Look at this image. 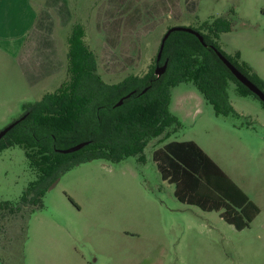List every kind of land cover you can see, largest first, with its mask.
Instances as JSON below:
<instances>
[{
	"label": "rangeland",
	"instance_id": "1",
	"mask_svg": "<svg viewBox=\"0 0 264 264\" xmlns=\"http://www.w3.org/2000/svg\"><path fill=\"white\" fill-rule=\"evenodd\" d=\"M63 1L67 24L57 9H48L59 48L58 75L32 85L23 68L0 52V132L67 80L69 39L76 29L96 56L98 75L112 86L143 78L170 28L207 35L206 25L213 31L226 19L231 29L213 39L219 52L264 81V0ZM134 86L125 93L135 92ZM227 96L238 116L217 115L192 82L164 85L152 94V105L116 124L124 141L116 158L138 138L129 135L124 124L129 120L141 127L149 123L147 128L156 116H166L172 124L167 136L149 141L140 157L128 153L121 161L102 158L77 165L47 185L42 208L15 218L5 215L0 264H264V106L254 96L240 95L232 81ZM189 141L259 208L250 228L237 231L221 211L181 203L175 186L161 179L153 153L165 144ZM37 180L24 149L14 146L0 154V202H19Z\"/></svg>",
	"mask_w": 264,
	"mask_h": 264
},
{
	"label": "trees",
	"instance_id": "2",
	"mask_svg": "<svg viewBox=\"0 0 264 264\" xmlns=\"http://www.w3.org/2000/svg\"><path fill=\"white\" fill-rule=\"evenodd\" d=\"M52 1L54 0L48 2V7L57 9L63 22L67 24V3L55 0L52 4ZM206 27L209 34L200 33L206 46L192 34L174 32L166 41L161 63L156 60L155 65L143 78H130L122 84L112 86L103 82L98 75L96 56L84 43V33L76 29L69 39L67 80L56 92L28 105L26 118L0 141V154L14 146L21 147L25 150L31 167L38 174V180L29 185L19 202H0V222H3L7 214L15 218L25 215L27 209L33 211L42 208V198L47 185L73 167L102 158L121 161L123 157H129L128 153L140 157L149 141L161 134L166 137L172 130V124L166 116H156L153 126L147 128L149 123L141 127L136 119L129 120L124 123L130 128L129 135H138V138L132 141L127 139L125 134L128 133L122 134L126 141L131 140L132 147L127 153L116 158L115 153L122 150L121 143H124L116 130V124L124 121L131 112L152 105L155 101L154 97H151L152 94L162 91L164 85L175 86L180 82H192L214 107L217 115L238 116L227 96L228 82L237 84L240 95L257 97L237 81L214 51L219 49L213 39H217V32L231 29L229 22L226 19L219 20L213 31L210 25L204 28L207 29ZM53 32L54 22L49 13L45 12L30 36L31 40L36 39L42 49L41 56L38 55L34 64L45 73L48 70L50 74L57 71L51 70V65L46 61V57L56 54ZM41 60L43 62L39 63ZM228 60L264 91V81L256 73H251V68L244 66L242 69L232 60ZM166 61L167 70L158 78L155 74L156 67ZM29 79L34 85L42 78L29 76ZM165 79L166 81H163ZM129 86H134L136 91L122 106L116 107V104L127 96L125 90ZM145 90L147 91L143 93ZM262 105L264 106L263 103ZM106 110L111 113L108 114ZM139 131L144 133L137 134ZM85 142H88V145L78 152H58L63 149L61 145L76 146ZM153 161L161 179L175 186V197L181 203L196 206L204 212L221 211L222 219L237 231L250 228L260 213L259 208L192 141L165 144L153 153Z\"/></svg>",
	"mask_w": 264,
	"mask_h": 264
},
{
	"label": "crops",
	"instance_id": "3",
	"mask_svg": "<svg viewBox=\"0 0 264 264\" xmlns=\"http://www.w3.org/2000/svg\"><path fill=\"white\" fill-rule=\"evenodd\" d=\"M49 1L50 0H0V52L5 54L9 59L16 61L20 69L23 68L26 78H29V76L30 78H42L34 85L60 73L59 48L54 32L53 39L56 43V54H52L49 58L46 57V61L51 65L49 67L51 70L55 69L57 71L50 74L47 70L45 73L34 64L38 55L41 56L42 49L38 46L36 39L31 40L30 36L40 19L43 18L45 12L49 13L53 21L50 10H48ZM54 1H52V4ZM50 9L54 10V8ZM42 62L43 60L39 63Z\"/></svg>",
	"mask_w": 264,
	"mask_h": 264
},
{
	"label": "water",
	"instance_id": "4",
	"mask_svg": "<svg viewBox=\"0 0 264 264\" xmlns=\"http://www.w3.org/2000/svg\"><path fill=\"white\" fill-rule=\"evenodd\" d=\"M174 32H185V33H189L192 34L194 36H196L199 41L201 42L202 45L206 46V43L204 41L203 36L191 29V28H186V27H172L170 28L166 34L164 35L162 42H161V46H160V50L157 56V63L160 62L161 58H162V54H163V50L166 44V41L168 40V38L170 37V35ZM214 51L216 52V54L218 55V57L220 58V60L225 64V66L230 70V72L233 74V76L237 79L238 82H240L243 86H245L251 93H253L263 104H264V91L261 90L255 83H253L247 76H245L241 71H239L222 53H220L217 49H214ZM168 67V62L166 61L164 63L163 66H160L159 64L156 67V71L155 74L156 76L159 78L161 77L167 70ZM147 90H145L143 93H145ZM134 94L131 93L129 95H127L126 97H124L123 99L120 100V102L118 104H116V107H120L124 101L128 98H130L132 95ZM26 114L20 118L19 120H16L15 122H13L12 124H10L9 126H7L5 129H3L0 132V141L18 124L20 123V121L24 120L26 118ZM88 145V142L86 143H81L78 144L72 148L66 149V150H58L59 153L62 154H72L75 152L80 151L81 149H83L85 146ZM55 185H53L50 189H52Z\"/></svg>",
	"mask_w": 264,
	"mask_h": 264
}]
</instances>
